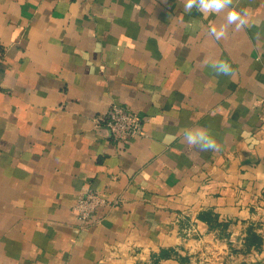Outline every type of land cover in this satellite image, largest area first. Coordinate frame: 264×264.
<instances>
[{
  "label": "crops",
  "instance_id": "obj_1",
  "mask_svg": "<svg viewBox=\"0 0 264 264\" xmlns=\"http://www.w3.org/2000/svg\"><path fill=\"white\" fill-rule=\"evenodd\" d=\"M184 2L0 0V264H147L161 250L188 264L209 248L217 264H264V0H236L249 26L220 40L207 30L227 10ZM113 104L144 118L127 145L103 122ZM89 190L117 204L81 228Z\"/></svg>",
  "mask_w": 264,
  "mask_h": 264
},
{
  "label": "clouds",
  "instance_id": "obj_2",
  "mask_svg": "<svg viewBox=\"0 0 264 264\" xmlns=\"http://www.w3.org/2000/svg\"><path fill=\"white\" fill-rule=\"evenodd\" d=\"M235 4L236 0H185L183 7L188 13L193 9L208 14H218L227 10L226 24L219 28L212 25L207 30L209 36L220 40L227 37L228 26L234 25V31H241L249 26L247 12ZM210 66L218 75L229 76L233 73L232 66L226 60H217ZM184 140L202 152L219 150L218 142L207 129H185Z\"/></svg>",
  "mask_w": 264,
  "mask_h": 264
},
{
  "label": "built area",
  "instance_id": "obj_3",
  "mask_svg": "<svg viewBox=\"0 0 264 264\" xmlns=\"http://www.w3.org/2000/svg\"><path fill=\"white\" fill-rule=\"evenodd\" d=\"M2 58L0 55V68ZM144 118L119 104L110 106L103 122L110 131L112 139L118 144H129L134 138L142 133ZM117 202L104 198L94 190L82 193L73 209L78 215L81 228L93 226L99 222L96 213L101 207L111 208Z\"/></svg>",
  "mask_w": 264,
  "mask_h": 264
},
{
  "label": "trees",
  "instance_id": "obj_4",
  "mask_svg": "<svg viewBox=\"0 0 264 264\" xmlns=\"http://www.w3.org/2000/svg\"><path fill=\"white\" fill-rule=\"evenodd\" d=\"M211 227L213 226L211 225ZM245 233H246L245 244L248 248H253V247L259 248L262 245L263 236L257 232L253 224L247 227ZM168 255L169 254L167 251L161 250L159 255L155 257L150 263L147 264H161L160 260L162 258L168 257Z\"/></svg>",
  "mask_w": 264,
  "mask_h": 264
},
{
  "label": "rangeland",
  "instance_id": "obj_5",
  "mask_svg": "<svg viewBox=\"0 0 264 264\" xmlns=\"http://www.w3.org/2000/svg\"><path fill=\"white\" fill-rule=\"evenodd\" d=\"M211 247L212 245L207 242L205 247ZM204 253V254H202ZM200 254H195L190 258L188 261V264H217V261L215 260V254L211 249H206L204 252Z\"/></svg>",
  "mask_w": 264,
  "mask_h": 264
}]
</instances>
